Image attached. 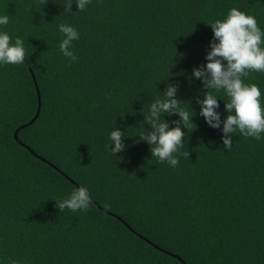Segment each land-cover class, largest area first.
Returning a JSON list of instances; mask_svg holds the SVG:
<instances>
[{"label": "trees", "instance_id": "trees-1", "mask_svg": "<svg viewBox=\"0 0 264 264\" xmlns=\"http://www.w3.org/2000/svg\"><path fill=\"white\" fill-rule=\"evenodd\" d=\"M179 258L264 264V0H0V264Z\"/></svg>", "mask_w": 264, "mask_h": 264}, {"label": "water", "instance_id": "water-1", "mask_svg": "<svg viewBox=\"0 0 264 264\" xmlns=\"http://www.w3.org/2000/svg\"><path fill=\"white\" fill-rule=\"evenodd\" d=\"M34 83H35V86H36V92H37V109H36V113H35V115L31 118V120H30L29 122H27L28 124L32 123V122L35 120V118L37 117L38 112H39V110H40V94H39V90H38V88H37V84H36V82H34ZM24 125H25V124H24ZM17 131H18V128L14 131V137H15V138H17ZM179 260H181V262H182L183 264H185L184 261H183L182 259L179 258Z\"/></svg>", "mask_w": 264, "mask_h": 264}]
</instances>
